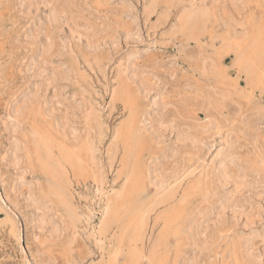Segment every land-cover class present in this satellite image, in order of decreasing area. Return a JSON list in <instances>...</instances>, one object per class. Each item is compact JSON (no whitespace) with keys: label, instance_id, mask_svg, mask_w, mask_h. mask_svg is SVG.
Instances as JSON below:
<instances>
[{"label":"rangeland","instance_id":"rangeland-1","mask_svg":"<svg viewBox=\"0 0 264 264\" xmlns=\"http://www.w3.org/2000/svg\"><path fill=\"white\" fill-rule=\"evenodd\" d=\"M197 1L204 13L178 28L188 0H0V264H97L110 256L112 232L99 228L126 168L113 134L131 118L145 245L168 222L169 264H264V0ZM53 71L59 78L47 85ZM27 95L37 100L24 117L28 140L15 165L14 110ZM66 109L79 134L73 142L58 123ZM160 115L195 144L172 156L175 131L156 130ZM33 138L49 141L48 157ZM87 139L80 165L55 171L60 151ZM223 149L232 157L226 182L217 171ZM162 195L174 197L156 204ZM43 210L48 222L40 228Z\"/></svg>","mask_w":264,"mask_h":264},{"label":"bare ground","instance_id":"bare-ground-1","mask_svg":"<svg viewBox=\"0 0 264 264\" xmlns=\"http://www.w3.org/2000/svg\"><path fill=\"white\" fill-rule=\"evenodd\" d=\"M197 1V0H196ZM194 0H188L187 4H183V7L181 9V15L179 17L177 26L178 28H185L188 27L189 24L195 22V20L200 17L204 13V7L202 5H196ZM201 1V0H200ZM222 1V0H221ZM239 4L241 0H238ZM145 2V1H144ZM184 2V1H183ZM198 2V1H197ZM215 2H218L217 0ZM146 3V2H145ZM201 3V2H200ZM244 3V2H243ZM212 4V3H211ZM220 5V4H219ZM218 5V6H219ZM227 5V4H226ZM241 5H243L241 3ZM248 5V4H247ZM146 6V5H144ZM228 6V5H227ZM236 6V5H235ZM258 6V5H257ZM22 7V6H21ZM202 7V8H201ZM156 9V8H155ZM170 10V9H169ZM228 10V9H227ZM230 10V9H229ZM245 10V8H244ZM51 19L56 20L57 14L55 7L51 9ZM218 11V10H217ZM221 11V10H220ZM228 12V11H227ZM65 13V12H62ZM145 13V12H143ZM223 13V12H222ZM243 13V12H242ZM241 13V14H242ZM61 14V13H60ZM153 14V13H152ZM231 14V13H230ZM217 15V14H216ZM221 15V14H220ZM225 15V14H224ZM59 16V15H58ZM214 16V15H213ZM242 16V15H241ZM245 16V15H244ZM122 17V15H121ZM169 18V17H168ZM211 18V16H210ZM220 18V17H219ZM230 18V17H229ZM243 18V16H242ZM60 19V18H59ZM149 19V18H148ZM147 19V20H148ZM232 19V18H230ZM234 19V18H233ZM67 20V19H66ZM167 20V19H166ZM220 20V19H219ZM210 21V20H209ZM217 21V20H216ZM229 21V19H228ZM227 21V23H228ZM242 21V20H240ZM249 21V20H248ZM250 22H252L250 20ZM248 22V23H250ZM65 23V22H64ZM106 23V22H105ZM210 23V22H209ZM215 23V22H214ZM226 23V25H227ZM241 23V22H240ZM218 25V23H217ZM239 25V24H238ZM243 25V24H242ZM250 25V24H249ZM214 26V25H213ZM232 27V26H231ZM156 28V27H155ZM218 28V27H217ZM220 28V27H219ZM222 28V27H221ZM228 28V27H227ZM234 28V27H233ZM71 30V29H70ZM117 30V29H116ZM230 30V29H229ZM255 30V29H254ZM235 31V30H234ZM69 32V31H68ZM228 32V31H227ZM238 32V31H237ZM234 33V32H232ZM178 34V33H177ZM227 34V33H226ZM237 34V33H235ZM234 34V35H235ZM46 35V34H45ZM247 35V34H246ZM30 36V35H29ZM237 36V35H236ZM48 37V36H47ZM60 37V36H59ZM80 37V36H79ZM221 37V36H220ZM248 37V36H247ZM49 39V38H48ZM47 39V41H48ZM60 39V38H59ZM112 39V38H111ZM114 39V38H113ZM184 40V39H183ZM219 41V40H218ZM220 42V41H219ZM64 44V43H63ZM51 44H47L46 48L49 49ZM64 49V48H63ZM62 51V50H61ZM44 53V52H43ZM56 53V52H55ZM253 56V55H252ZM128 57V56H127ZM257 57V56H255ZM51 58V57H50ZM58 58V57H57ZM130 58V57H129ZM49 59V58H48ZM127 59V58H126ZM80 60V59H79ZM129 60V59H128ZM102 61V60H101ZM127 62V61H125ZM214 67V66H213ZM129 69V68H128ZM247 69V68H246ZM254 68L248 65V73L250 75H254L255 71ZM71 70V69H70ZM131 70V69H130ZM142 70V69H141ZM143 74V73H141ZM147 74V73H146ZM49 75V74H48ZM134 77V76H133ZM58 74L53 71L51 76L47 80V85L52 84L56 79H58ZM44 79V78H43ZM146 81V80H145ZM148 82V81H147ZM153 84V83H152ZM166 86V85H165ZM144 88V87H143ZM154 89V88H153ZM160 89V88H159ZM158 89V90H159ZM145 90V89H144ZM183 90V89H182ZM154 91V90H153ZM28 92V91H27ZM31 92V91H30ZM42 92V91H41ZM157 92V91H156ZM159 92V91H158ZM34 93V92H33ZM150 93V92H149ZM161 93V92H160ZM190 93V92H189ZM60 93L55 95H59ZM25 95V94H24ZM64 95V94H63ZM62 95V96H63ZM151 95V93H150ZM159 95V94H157ZM149 96V95H148ZM264 96V95H263ZM154 97V94H153ZM157 97V96H156ZM155 97V98H156ZM21 99V98H20ZM150 99V98H149ZM154 99V98H153ZM157 99V98H156ZM160 99V98H159ZM259 99V98H258ZM35 100H37V97L35 95H27L25 96L23 103L21 106L17 107L14 110V116L16 117L15 123L12 125V131L13 133L19 132L21 135V138H17V136L14 134L12 135L13 142V157H14V164H18V151L21 149L22 145L21 142L24 143L26 146V140H28L27 135L23 131V123H24V117L26 116L27 111L29 110L31 103H33ZM152 100V99H151ZM19 101V100H18ZM49 101V100H48ZM152 102V101H151ZM150 102V103H151ZM16 103V102H15ZM94 103V102H93ZM161 103V102H160ZM95 104V103H94ZM155 104V103H154ZM97 105V104H96ZM102 105V104H101ZM153 105V104H152ZM156 105V104H155ZM164 105V104H162ZM154 106V105H153ZM166 106V105H165ZM160 107V104H159ZM238 107V106H237ZM9 108V107H8ZM60 108V107H59ZM86 108V107H85ZM93 109V108H92ZM108 109V108H107ZM159 109V108H158ZM153 110V109H152ZM63 111V110H62ZM109 111V110H108ZM150 112V111H149ZM152 112V111H151ZM154 113V112H153ZM7 114V113H6ZM147 114V113H146ZM206 114V113H205ZM73 115V112H72ZM107 115V114H106ZM148 115V114H147ZM209 115V114H208ZM9 117V115H7ZM94 116V115H93ZM156 116V115H155ZM200 116V115H198ZM210 116V115H209ZM11 117V116H10ZM73 117V116H72ZM60 122L59 125L61 127V131L63 133V139L65 141L73 142L76 139L79 138V134L77 133L74 126L69 125V112L66 109L62 115L60 116ZM10 118H8L9 120ZM14 119V118H13ZM7 120V121H8ZM12 120V119H10ZM141 120V119H140ZM145 120V119H144ZM173 118H168L166 116L160 115L156 118V130L158 132H165V130L170 129L171 131H175L176 140L175 144L176 147L172 150L171 155L175 156L178 152V149L186 144V142H189L191 146L195 144V138L194 135L191 133H187L186 131H182L178 125L173 124ZM5 122V121H4ZM11 122V121H10ZM71 122V121H70ZM134 118L129 119L122 128L114 132V136H116L117 141L121 142L123 144V148L125 150V159H126V168L124 170V180H123V186H121V190L113 195L112 197H109L104 205L103 213L104 216L99 228L100 234H106L108 232H112V237L115 242V248L111 252L110 256L107 259H102L97 264H169V260L167 258V248H168V239L169 236H173V228H171L170 223L165 224V228L161 232V234L158 236V238L151 243V245L148 248V245H145L144 239H146V220L144 219V215L139 212V209L137 205L139 206L141 203H139L135 198H137L140 194V192L143 190V182L140 176V171L137 165V146L133 144L134 142V133L136 131V125H135ZM223 124V123H222ZM148 125V124H147ZM240 125V124H239ZM149 126V125H148ZM246 126V125H245ZM147 127V126H146ZM250 127V125H249ZM253 128V126H251ZM6 128V127H5ZM79 128V127H78ZM152 129V128H151ZM150 129V130H151ZM82 131V130H81ZM99 131V130H98ZM54 132V131H53ZM8 133V132H7ZM98 133V132H97ZM18 134V133H16ZM172 134V133H170ZM213 134V133H212ZM156 135V134H155ZM215 135V134H214ZM259 135V134H258ZM9 136V135H8ZM211 136V135H210ZM216 136V135H215ZM219 136V135H218ZM260 136V135H259ZM157 137V136H156ZM208 138V137H207ZM206 138V139H207ZM209 139V138H208ZM220 139V138H219ZM218 139V141H220ZM232 139V138H231ZM203 140V139H202ZM217 140V139H216ZM233 140V139H232ZM231 140V141H232ZM88 141H83L80 143L78 147H76L73 150L68 149L67 147H64L60 151V157H62L61 160L57 163L56 167L54 166L55 171H58V168L66 169V167L73 166V165H80V155L83 151V149H87L88 147ZM133 141V142H132ZM33 142L40 146L44 151L45 154L48 157V153L52 152L50 148L49 141L47 139H36L33 138ZM221 142V141H220ZM237 142V141H236ZM214 143V142H213ZM212 143V144H213ZM200 144V143H199ZM206 144V143H205ZM208 144V143H207ZM202 145V144H201ZM210 145V144H209ZM214 145V144H213ZM220 145V144H219ZM225 145V144H224ZM253 146V145H252ZM9 147V146H8ZM210 147V146H209ZM211 147H213L211 145ZM227 147V146H226ZM103 148V147H102ZM225 148V147H224ZM228 148V147H227ZM226 148V149H227ZM217 149V147H216ZM11 150V149H10ZM207 151V150H206ZM237 151V150H236ZM252 153V151H249ZM113 153V152H112ZM169 154V152H168ZM182 154V153H181ZM213 156H215V152L212 153ZM211 154V155H212ZM210 155V154H209ZM218 157V175L219 179H221L223 182H226L228 178L231 177L230 175V165L229 163L232 162V157L230 154L227 153V150H218L216 153ZM108 156V155H107ZM202 156V155H201ZM205 156V154H204ZM23 157V156H22ZM111 157V156H110ZM109 157V158H110ZM191 157H193L191 155ZM203 157V156H202ZM102 158V157H101ZM108 158V159H109ZM198 158V157H197ZM201 158V157H200ZM216 158V157H215ZM10 159V157H9ZM107 159V160H108ZM196 159V158H195ZM207 160V155L206 158ZM130 160V162H128ZM200 160V159H199ZM176 162V161H175ZM178 162V161H177ZM205 162V161H204ZM208 162V161H207ZM114 163V162H113ZM260 165V164H259ZM24 167V166H23ZM109 167V166H108ZM168 169V168H167ZM172 170V169H171ZM99 173L100 171L97 170ZM107 172V171H106ZM169 172V171H167ZM215 172V171H214ZM27 173V172H26ZM237 175L239 172H236ZM107 174V173H106ZM191 174V173H190ZM216 174V173H215ZM162 175V174H161ZM193 175V174H191ZM190 175V176H191ZM163 176V175H162ZM165 176V175H164ZM156 177V176H154ZM188 177V176H187ZM186 177V178H187ZM64 179V177H63ZM155 179V178H154ZM153 180V179H152ZM19 181V180H18ZM35 181V180H34ZM184 181V180H183ZM36 182V181H35ZM113 182V181H112ZM262 183V189L264 191V178L259 181ZM21 183V182H20ZM165 183L164 179H158L155 182V186L162 187V185ZM24 184V183H23ZM102 184V183H101ZM107 184V183H106ZM246 184V183H245ZM181 185V184H180ZM233 185V184H232ZM254 185V184H253ZM228 186V185H227ZM181 187V186H180ZM237 188V187H236ZM235 190V189H234ZM245 190V189H244ZM231 191V190H230ZM249 191V190H248ZM103 193V192H102ZM179 193V192H178ZM247 193V192H244ZM251 193V192H250ZM249 194V193H248ZM227 195V194H226ZM27 196V195H26ZM174 195L165 196L162 195L160 199L156 201V204H162L169 202L173 199ZM252 197V196H251ZM225 198V197H224ZM248 198V197H247ZM37 198H34L33 200H36ZM227 199V198H226ZM256 199V198H255ZM261 199V198H260ZM230 200V199H229ZM250 200V199H249ZM94 201V200H93ZM5 202V201H4ZM32 202V200H31ZM92 202V201H91ZM33 203V202H32ZM36 203V202H35ZM48 201L46 202V204ZM222 203V202H221ZM224 203V202H223ZM235 203V202H234ZM235 206L242 207L243 202H236L234 204ZM219 206V205H218ZM227 203H224L222 206V212H220V215H223L224 208H226ZM233 206V207H235ZM7 208V207H5ZM156 209V208H155ZM43 213L38 217V227L42 228L46 225L47 217H46V211L43 210ZM236 213H234L235 215ZM249 217V216H248ZM191 218V217H190ZM211 218V217H210ZM55 219V218H54ZM192 220V219H191ZM60 221V220H59ZM209 221V220H208ZM200 223V221H199ZM91 224V223H90ZM194 224V223H193ZM179 225V224H178ZM148 227V225H147ZM186 227V226H185ZM256 227V226H255ZM181 228V227H180ZM183 228V227H182ZM188 228V227H187ZM254 228V226H253ZM190 229V227H189ZM188 229V230H189ZM203 229V228H202ZM56 228H53V231H55ZM60 230V229H59ZM196 230V229H195ZM243 230V229H242ZM20 231V230H19ZM186 231V230H185ZM191 231V229H190ZM250 231V230H249ZM254 231V230H253ZM193 231H191L192 233ZM204 232V231H203ZM229 232V231H228ZM230 233V232H229ZM204 234V233H203ZM99 235V234H98ZM97 236V235H96ZM198 236V235H197ZM210 236V235H208ZM229 236V235H228ZM227 236V237H228ZM99 237V236H98ZM216 237V236H215ZM251 237V236H250ZM194 238V237H193ZM212 239V238H211ZM217 239V238H216ZM228 239V238H227ZM205 244V243H204ZM22 245V244H21ZM20 245V248H21ZM193 245V244H192ZM216 245V244H215ZM254 245V244H253ZM23 247V246H22ZM192 247V246H191ZM247 250V249H246ZM249 250V249H248ZM247 250V251H248ZM25 251V249H24ZM23 251V253H24ZM200 251V250H199ZM192 252V251H191ZM206 252V251H205ZM211 252V251H210ZM250 252V251H249ZM193 255V254H192ZM217 255V254H216ZM203 256V255H202ZM244 256V255H243ZM24 257H26L24 255ZM245 257V256H244ZM248 257V256H247ZM196 258V257H195ZM251 259V258H250ZM252 260V259H251ZM218 261V260H217ZM26 262L29 263V261ZM191 264H197V262L192 259L190 260ZM176 264V263H173ZM199 264V263H198Z\"/></svg>","mask_w":264,"mask_h":264}]
</instances>
